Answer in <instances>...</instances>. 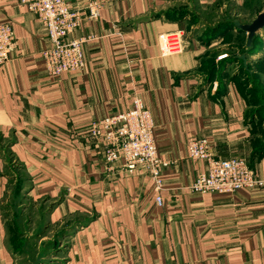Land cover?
Listing matches in <instances>:
<instances>
[{"label":"crops","instance_id":"1","mask_svg":"<svg viewBox=\"0 0 264 264\" xmlns=\"http://www.w3.org/2000/svg\"><path fill=\"white\" fill-rule=\"evenodd\" d=\"M68 1L80 9L89 0ZM92 1L98 17L73 34L96 37L83 45V71L52 77L43 24L21 0H0V23H12L16 39L0 66V264L19 259L7 243L6 156L26 176L19 199L51 205L63 264H264V189H187L206 172L188 155L197 138L264 179V99H250L256 66L264 80V29L240 54L247 34L234 25L250 23L264 0ZM176 30L185 33L183 51L161 56L158 36ZM236 36L244 48L235 57L246 55L248 66L233 71V56L219 59L217 50ZM135 93L152 114L159 157L177 161L161 171V205L149 174L108 171L88 135L92 122L130 109Z\"/></svg>","mask_w":264,"mask_h":264},{"label":"built area","instance_id":"2","mask_svg":"<svg viewBox=\"0 0 264 264\" xmlns=\"http://www.w3.org/2000/svg\"><path fill=\"white\" fill-rule=\"evenodd\" d=\"M21 4L43 24L51 46L41 52L46 71L52 77L83 71L85 60L83 45L95 36L74 37L83 21L99 15V1L89 0L83 8H72L68 0H21ZM84 11V13H83ZM87 12V14H85ZM185 33L182 30L158 36L161 56L183 51ZM16 45L15 32L10 22L0 23V66L13 58ZM225 55L219 57L224 58ZM155 124L140 95L134 94L132 107L125 112L109 115L90 124L88 135L102 148L108 171L120 169L125 175L147 173L156 192V202L161 205L163 179L161 171L177 161L162 160L154 137ZM191 159L206 163V172L188 186L192 193L227 194L239 189H264V179L241 158L215 157L211 144L205 138L192 139L187 144Z\"/></svg>","mask_w":264,"mask_h":264},{"label":"rangeland","instance_id":"3","mask_svg":"<svg viewBox=\"0 0 264 264\" xmlns=\"http://www.w3.org/2000/svg\"><path fill=\"white\" fill-rule=\"evenodd\" d=\"M229 32L230 29H226V33ZM243 46V36H236L223 40L217 51H223L220 56L225 55L222 59L226 61L238 54L235 51L236 47L241 48ZM214 58L213 56V60ZM236 62L229 65L233 71L243 64L241 60ZM259 69L256 66L252 70L255 75L252 81L251 100H259L258 98H261L260 94L264 99V80ZM216 80L219 81L220 78L218 77ZM6 167L8 175L11 177L8 189L9 196L5 199L11 204V207L8 208L9 210H5L4 214L7 227V243L15 250L19 258L17 264H63V256L61 255L63 252L59 250L63 247L59 245L61 237L59 236L58 225L48 222L47 215L51 205L45 200L39 202L20 200L21 194H19L18 188L23 185L26 179L25 173L20 165L9 156H6ZM20 204L23 205V208Z\"/></svg>","mask_w":264,"mask_h":264},{"label":"water","instance_id":"4","mask_svg":"<svg viewBox=\"0 0 264 264\" xmlns=\"http://www.w3.org/2000/svg\"><path fill=\"white\" fill-rule=\"evenodd\" d=\"M234 25L238 30L247 34L246 46L250 47L255 35L264 29V9L250 23L242 24L235 21ZM238 59L243 61L244 66L247 67L246 55H240Z\"/></svg>","mask_w":264,"mask_h":264},{"label":"trees","instance_id":"5","mask_svg":"<svg viewBox=\"0 0 264 264\" xmlns=\"http://www.w3.org/2000/svg\"><path fill=\"white\" fill-rule=\"evenodd\" d=\"M228 26H230V25H228ZM222 27H225V26H220V27H217L216 29L217 30H219V29H221ZM215 31V30H214ZM239 32H243V31H240V30H238ZM215 33H216V31H215ZM245 33V32H244ZM254 39V38H253ZM253 42V41H252ZM244 48V47H243ZM252 48V45L250 46V47H247L246 45H245V48L242 50V52L240 53V54H245L246 52H247V50H249V49H251ZM232 61H240L239 59H238V57H235V56H233L232 57ZM260 97H261V94H260ZM261 147H259V149H260ZM259 149H257L256 151H258ZM262 149V148H261ZM10 157V156H9ZM11 159H12V157H10ZM21 190V187H19L18 188V191H20Z\"/></svg>","mask_w":264,"mask_h":264}]
</instances>
